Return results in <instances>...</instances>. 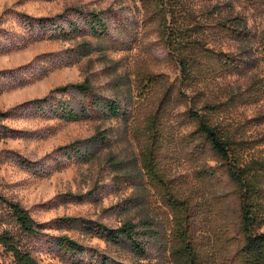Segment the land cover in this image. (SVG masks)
Returning <instances> with one entry per match:
<instances>
[{
    "label": "rangeland",
    "instance_id": "374dc122",
    "mask_svg": "<svg viewBox=\"0 0 264 264\" xmlns=\"http://www.w3.org/2000/svg\"><path fill=\"white\" fill-rule=\"evenodd\" d=\"M92 12L108 35L40 40L21 17L63 15L68 29ZM70 84L122 114L58 117L60 100L82 99L53 92ZM194 114L230 143L263 205L264 0H0V196L39 225L27 235L0 202V234L39 264H186L190 249L197 264H241V193ZM126 223L153 230L143 258L86 228ZM13 261L0 242V264Z\"/></svg>",
    "mask_w": 264,
    "mask_h": 264
},
{
    "label": "trees",
    "instance_id": "16d2710c",
    "mask_svg": "<svg viewBox=\"0 0 264 264\" xmlns=\"http://www.w3.org/2000/svg\"><path fill=\"white\" fill-rule=\"evenodd\" d=\"M84 12L81 11L80 15ZM23 21L26 23L27 29L31 32V35L36 39H45L49 37L51 39L68 38L74 34L89 31L93 36L102 38L108 35V22L105 21L100 14L89 13L85 18V26L81 24L68 21V29L64 26V16L59 15L54 18H34L28 15H21ZM86 49L87 51H85ZM90 48L81 47L80 53L88 52ZM185 69L184 63H182ZM73 91L82 97L76 105H73L71 101L60 100L53 109L56 115L60 118L68 120H78L82 117H86L90 111L100 112L102 111L107 116H119L122 114L119 104L115 101H108L99 97L93 92V89L87 84H70L53 91L54 93H70ZM55 97L51 96L43 100L34 101L40 108L44 104L50 103ZM88 100V103L86 101ZM55 106H52V108ZM193 117L199 121V133L204 137L205 141L211 148V150L222 161L230 165L229 162L233 157V152L230 147V143L224 139L217 128L205 120L202 116L194 114ZM65 147L64 149H67ZM83 154L76 150V156L81 157ZM228 172L231 180L239 187L242 198V210H241V222L240 231L245 236V245L239 250L238 258L241 264H264V234H255L254 228L264 221V204L262 205L251 201L258 192L254 188L253 184L249 181L248 172L244 169L238 168V166H228ZM0 202L7 204L11 211V214L15 222L19 225L20 229L27 235H36L38 233L39 225L31 217L29 212L18 203L10 202L9 200L0 196ZM65 222L73 221L70 219L62 220ZM90 231H93L99 238L105 240L108 243L115 245H122L130 249L139 258H143L146 255L145 239L152 236L150 227L145 232H140L137 228L138 225L132 223H126L122 227L117 229H111L107 226L99 224L93 228L86 226ZM147 229V228H146ZM186 235V234H184ZM185 237V236H184ZM59 246L71 253L80 254L82 252V246L76 241L68 238L61 237L58 239ZM0 242L12 254L14 261L13 264H39L31 255L30 252L22 250L15 239L7 233L0 234ZM186 264H197L196 254L190 250L187 253Z\"/></svg>",
    "mask_w": 264,
    "mask_h": 264
}]
</instances>
